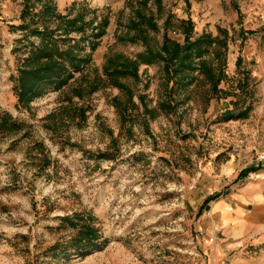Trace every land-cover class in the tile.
Masks as SVG:
<instances>
[{
	"label": "rangeland",
	"instance_id": "1",
	"mask_svg": "<svg viewBox=\"0 0 264 264\" xmlns=\"http://www.w3.org/2000/svg\"><path fill=\"white\" fill-rule=\"evenodd\" d=\"M23 1L0 0V264H208L220 238L225 264H264L263 207L237 209L238 218L225 204L212 209L245 185L264 196V0H51L76 25L92 22L85 35L103 18L108 25L94 49L85 41L90 60L62 89L21 105L14 79L38 41L17 27ZM30 2L38 12L44 0ZM137 10L159 26L142 23L146 43L132 40ZM167 15L179 42L188 18L195 35H228L224 93L206 101L208 84L198 82L168 113L157 109L161 63L117 79L103 69L108 57L135 59L159 45ZM130 92L135 105L123 120L115 98L125 103ZM83 220L99 233L86 254L68 243Z\"/></svg>",
	"mask_w": 264,
	"mask_h": 264
},
{
	"label": "trees",
	"instance_id": "2",
	"mask_svg": "<svg viewBox=\"0 0 264 264\" xmlns=\"http://www.w3.org/2000/svg\"><path fill=\"white\" fill-rule=\"evenodd\" d=\"M138 3L145 6L147 0H139ZM33 11L34 7L30 0H24L20 12L21 23L17 27L25 31L26 38L35 36L38 41L28 42L26 56L18 66V75L14 79L13 90L21 105H27L49 90L62 89L90 60L91 53L85 52V41L91 49H94L97 39L104 34L108 25L107 18H103L92 29L90 35H85L84 25H90L92 22L82 21L76 25L78 19H69L57 12L51 0H44L40 10ZM136 15L137 20L131 21V27L137 31L132 36V40L140 38L146 43L149 36L143 32L142 23L149 24L154 31H158L159 26L152 13L145 14L137 10ZM170 22L171 17L167 15L163 22L165 31H163L159 45L152 47L146 44L145 48L135 55V59L125 58L121 61L115 57H108L103 66L107 77L117 79L121 76L136 77L139 63H161L163 91L159 93L157 109L166 113L173 112L180 104L175 100L177 93L186 91L198 82L208 84L205 89L206 101L224 93L219 84L226 78L225 66L228 50L226 30L220 29L216 35L208 31L195 35L191 18L182 19L178 26L184 37L183 41L179 42L167 34L166 29ZM73 31L81 35L78 38L71 36L70 33ZM210 55L213 58L206 59V56ZM116 84L119 85V82ZM129 105H135L131 92L127 93L125 103L115 98V107L123 120L128 113L130 114ZM144 111L152 118L155 116L156 107L147 108L145 106ZM228 114H233V112ZM208 201L207 199L205 202ZM77 226L76 236L68 243L75 251L86 254L98 246L99 233L86 220L78 221ZM58 246L59 244H56L52 250L56 252ZM67 249V246L61 247V253L66 254Z\"/></svg>",
	"mask_w": 264,
	"mask_h": 264
},
{
	"label": "crops",
	"instance_id": "3",
	"mask_svg": "<svg viewBox=\"0 0 264 264\" xmlns=\"http://www.w3.org/2000/svg\"><path fill=\"white\" fill-rule=\"evenodd\" d=\"M251 183L253 186L258 185L255 181ZM251 189H254L255 191H252ZM257 195L261 196L262 201H259ZM217 203H221V205L225 204V215H228L230 218H238V215L236 214L237 209L241 211V216L249 215L253 210L255 203L264 209V196L263 193L258 192L255 188H247V185H245L235 191H229V194H225V198L216 201L213 204V211L218 213L220 206L219 208H214V205ZM249 207L250 210H248ZM263 213V210H261L257 215L260 214L263 216ZM208 243L210 242L208 241ZM208 264H225V238H220L219 242L216 244L213 243L211 246L210 255L208 256Z\"/></svg>",
	"mask_w": 264,
	"mask_h": 264
},
{
	"label": "built area",
	"instance_id": "4",
	"mask_svg": "<svg viewBox=\"0 0 264 264\" xmlns=\"http://www.w3.org/2000/svg\"><path fill=\"white\" fill-rule=\"evenodd\" d=\"M258 160H264V153H261L258 157ZM212 240V238H210Z\"/></svg>",
	"mask_w": 264,
	"mask_h": 264
}]
</instances>
